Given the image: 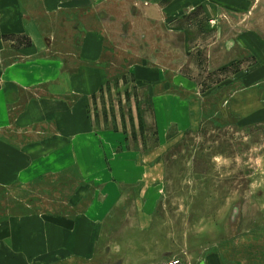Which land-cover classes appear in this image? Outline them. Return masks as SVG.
<instances>
[{"label":"rangeland","instance_id":"1","mask_svg":"<svg viewBox=\"0 0 264 264\" xmlns=\"http://www.w3.org/2000/svg\"><path fill=\"white\" fill-rule=\"evenodd\" d=\"M52 2L59 4L61 12L55 16L64 25L84 23L88 31L103 33L108 62L117 60L119 67L144 62L165 69L179 94L199 100L201 121L183 133L172 128L159 148L149 87L137 85L132 71H120L90 98V116L97 130L126 133L125 147L143 154L158 151L154 162L164 168L158 201L145 221H137L133 203L138 191L127 190L126 199L102 223L89 258L64 259L68 253H56L24 256L22 264H163L172 259L185 264H264V125L238 127L221 110L239 75L253 65L250 43L257 39L264 45V0ZM107 145L109 154L121 149ZM92 183L85 184L86 200L96 196L89 190ZM27 195L28 189H0L2 233L21 209L16 202L21 204ZM36 198L33 210L69 208L75 216L83 210V205H38ZM125 215L129 221L123 220ZM2 239L10 255L21 259L13 251L18 238Z\"/></svg>","mask_w":264,"mask_h":264},{"label":"crops","instance_id":"2","mask_svg":"<svg viewBox=\"0 0 264 264\" xmlns=\"http://www.w3.org/2000/svg\"><path fill=\"white\" fill-rule=\"evenodd\" d=\"M60 12L52 0H0V189L30 191L21 204L16 202L21 209L3 233L0 229V264L56 253H68L64 259L89 258L102 223L126 199L127 190L137 188L134 212H139L137 221L147 219L162 188L164 168L154 162L158 151L143 154L125 147L126 133L97 130L90 116V98L120 71H132L137 85L149 87L159 148L172 128L183 133L201 121L199 100L179 94L165 69L108 62L103 33L88 31L84 23L64 25ZM253 40V65L239 75L236 90L221 107L244 128L264 125V45ZM107 144L121 149L109 154ZM88 181L96 196L86 200ZM35 195L38 205H83V210L77 216L69 208L33 210ZM2 236L18 238L13 251L21 259L10 255Z\"/></svg>","mask_w":264,"mask_h":264},{"label":"built area","instance_id":"3","mask_svg":"<svg viewBox=\"0 0 264 264\" xmlns=\"http://www.w3.org/2000/svg\"><path fill=\"white\" fill-rule=\"evenodd\" d=\"M163 264H185L180 259H172L171 261L165 262Z\"/></svg>","mask_w":264,"mask_h":264}]
</instances>
